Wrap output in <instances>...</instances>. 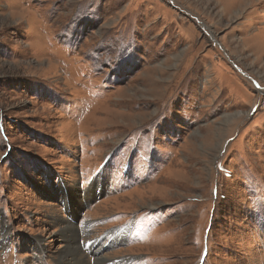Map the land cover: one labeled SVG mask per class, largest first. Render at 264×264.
<instances>
[{
	"label": "rangeland",
	"instance_id": "1",
	"mask_svg": "<svg viewBox=\"0 0 264 264\" xmlns=\"http://www.w3.org/2000/svg\"><path fill=\"white\" fill-rule=\"evenodd\" d=\"M69 247L264 264V0H0V264Z\"/></svg>",
	"mask_w": 264,
	"mask_h": 264
},
{
	"label": "bare ground",
	"instance_id": "2",
	"mask_svg": "<svg viewBox=\"0 0 264 264\" xmlns=\"http://www.w3.org/2000/svg\"><path fill=\"white\" fill-rule=\"evenodd\" d=\"M76 213H77V210H76ZM76 213L75 212H73L72 214H75L76 215ZM69 222V221H68ZM64 223H67V221L65 222V220L63 219V222L61 223L62 225H65ZM64 230V229H63ZM79 246V245H78ZM79 248H80V246H79ZM78 252V248H76V251H75V247H69V249H68V251H67V255H72V256H74L75 258H74V260H75V264H81V262H80V260L76 257V253ZM96 254V253H95ZM62 258V260H64V258L63 257H61ZM63 264V263H62ZM64 264H66V263H64Z\"/></svg>",
	"mask_w": 264,
	"mask_h": 264
}]
</instances>
